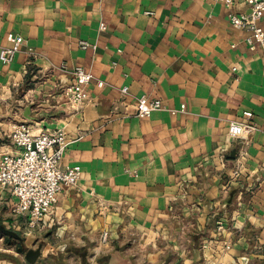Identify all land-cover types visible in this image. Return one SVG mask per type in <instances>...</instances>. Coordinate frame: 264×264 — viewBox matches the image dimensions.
<instances>
[{
    "label": "crops",
    "instance_id": "crops-1",
    "mask_svg": "<svg viewBox=\"0 0 264 264\" xmlns=\"http://www.w3.org/2000/svg\"><path fill=\"white\" fill-rule=\"evenodd\" d=\"M229 9L248 7L0 0V50L7 32L23 37L13 60H0V91L29 84L28 126L79 136L61 162L81 166L25 233L27 249L41 241L39 257L29 262L0 238V264H264V45L249 48ZM75 65L93 74L79 107L63 92ZM142 94L163 107L137 116ZM182 102L184 111L169 110ZM245 109L257 128L243 143L227 126ZM1 124L0 154L18 150ZM15 199L0 185V222L27 228V216L11 211Z\"/></svg>",
    "mask_w": 264,
    "mask_h": 264
},
{
    "label": "built area",
    "instance_id": "built-area-1",
    "mask_svg": "<svg viewBox=\"0 0 264 264\" xmlns=\"http://www.w3.org/2000/svg\"><path fill=\"white\" fill-rule=\"evenodd\" d=\"M220 1L230 8L234 0ZM248 10L235 11L229 9L227 16L230 24L238 29L247 30L244 40L249 48L257 44L264 45V0H243ZM100 27L103 23L100 22ZM9 44L1 48L0 60L9 63L19 50L23 37L9 31L6 33ZM79 46H95L85 39L79 40ZM63 67L65 63L61 64ZM235 69V66L232 67ZM71 82L63 86L67 101L79 107L88 97L87 84L93 74L82 65H75L72 69ZM96 84L101 86L103 80ZM127 86L121 87L124 94ZM159 98H149L145 94L139 95L136 102L137 116H148L153 110L162 108ZM172 113L185 110L182 102L178 108H170ZM242 118L231 119L228 122L227 134L231 139H246L254 129L256 122L252 119L253 112L249 109L242 111ZM77 137H69L60 127L45 128L34 132L28 125L15 123L10 130V139L17 147L15 151H5L0 154V185L7 186L15 196L12 211L27 216V225L35 226L37 221L47 214L58 198V193L64 185H74L81 176V166L77 163L62 164V156L70 142ZM245 154L243 150L242 155ZM242 173V164L237 163L232 169L231 176L238 177ZM222 225L219 224L218 227ZM101 238H107V231L101 233ZM228 247V244H226Z\"/></svg>",
    "mask_w": 264,
    "mask_h": 264
},
{
    "label": "rangeland",
    "instance_id": "rangeland-1",
    "mask_svg": "<svg viewBox=\"0 0 264 264\" xmlns=\"http://www.w3.org/2000/svg\"><path fill=\"white\" fill-rule=\"evenodd\" d=\"M31 84L32 83H30V85ZM27 87H29V84L27 85L26 82H24L17 85H8L6 89L0 91V122H2L1 125L3 127V132L4 129L6 130V133L3 134V137L6 141L10 142V134L8 133L11 129L10 124L23 123L28 125L27 116L29 113V107H26V101L23 98V94L27 90ZM7 126L10 127L7 128ZM5 151L7 150H4L3 152ZM0 223L6 226L2 222ZM8 228L16 231L19 234V238L10 236L3 231H0V238L4 241L5 244L8 245V247H13V249L17 251L18 256H24L27 248L23 242V239L25 233L29 232L30 228L32 227H29L27 225V228H24L23 226H21V228H14L12 226ZM38 245L42 246L41 241L35 240L31 246H35L34 248H36ZM43 250L45 249L43 248Z\"/></svg>",
    "mask_w": 264,
    "mask_h": 264
},
{
    "label": "water",
    "instance_id": "water-1",
    "mask_svg": "<svg viewBox=\"0 0 264 264\" xmlns=\"http://www.w3.org/2000/svg\"><path fill=\"white\" fill-rule=\"evenodd\" d=\"M0 231H3L10 236L19 238V234L16 231L7 228L1 223H0ZM40 254H41V245H38L36 248L27 249L25 251V258L29 262H34L39 257Z\"/></svg>",
    "mask_w": 264,
    "mask_h": 264
}]
</instances>
